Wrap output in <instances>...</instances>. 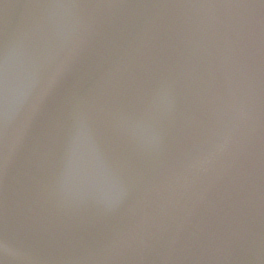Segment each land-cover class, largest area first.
Wrapping results in <instances>:
<instances>
[{
    "label": "water",
    "instance_id": "95a60500",
    "mask_svg": "<svg viewBox=\"0 0 264 264\" xmlns=\"http://www.w3.org/2000/svg\"><path fill=\"white\" fill-rule=\"evenodd\" d=\"M0 264H217L189 0H0Z\"/></svg>",
    "mask_w": 264,
    "mask_h": 264
}]
</instances>
